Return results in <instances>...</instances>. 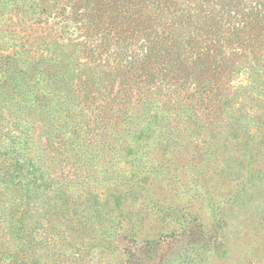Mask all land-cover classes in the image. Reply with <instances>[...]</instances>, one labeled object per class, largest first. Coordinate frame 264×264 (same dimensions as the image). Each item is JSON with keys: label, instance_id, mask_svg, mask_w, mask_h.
Instances as JSON below:
<instances>
[{"label": "rangeland", "instance_id": "obj_1", "mask_svg": "<svg viewBox=\"0 0 264 264\" xmlns=\"http://www.w3.org/2000/svg\"><path fill=\"white\" fill-rule=\"evenodd\" d=\"M61 4L0 0V135L47 180L28 232L4 227L0 264H264V101L200 114L193 142H129L134 123L100 106L116 64L84 54ZM2 173L0 194L21 202L22 180ZM11 209L16 222L26 207Z\"/></svg>", "mask_w": 264, "mask_h": 264}, {"label": "trees", "instance_id": "obj_2", "mask_svg": "<svg viewBox=\"0 0 264 264\" xmlns=\"http://www.w3.org/2000/svg\"><path fill=\"white\" fill-rule=\"evenodd\" d=\"M57 15L63 30L79 31L74 39L84 36L78 44L91 61L116 64L118 89L100 106L134 123L129 142H180L189 130L193 142L200 114L210 123L264 101V0H62ZM239 73L247 83L237 82ZM24 152L19 142L0 146L3 178L15 172L25 192L21 202L0 194V237L8 220L21 235L28 232L33 223L26 220L47 182L39 158ZM15 204L26 207L16 222Z\"/></svg>", "mask_w": 264, "mask_h": 264}]
</instances>
